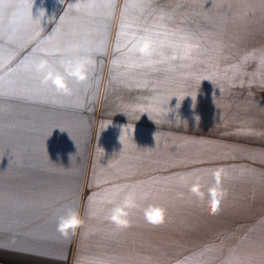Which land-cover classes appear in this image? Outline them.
Instances as JSON below:
<instances>
[{
    "label": "rangeland",
    "instance_id": "obj_1",
    "mask_svg": "<svg viewBox=\"0 0 264 264\" xmlns=\"http://www.w3.org/2000/svg\"><path fill=\"white\" fill-rule=\"evenodd\" d=\"M199 3L177 37L197 47L169 49L167 111L135 137L108 112L98 126L101 191L75 190L77 164L31 176L0 152V264H264V0ZM129 195L118 225L110 211ZM72 210L82 222L62 232Z\"/></svg>",
    "mask_w": 264,
    "mask_h": 264
},
{
    "label": "crops",
    "instance_id": "obj_2",
    "mask_svg": "<svg viewBox=\"0 0 264 264\" xmlns=\"http://www.w3.org/2000/svg\"><path fill=\"white\" fill-rule=\"evenodd\" d=\"M199 1L207 4L203 13L214 12L215 0H0V152L31 176L77 164L75 190L101 191L89 182L98 126L108 112L135 137L136 121L167 111L169 49L176 48L184 15L201 9ZM146 34L153 39L151 57L136 50ZM44 49L58 69L62 56H91L88 79L68 77L70 95L42 83L34 63ZM49 142L61 144L62 157ZM24 145L32 146V157L19 155Z\"/></svg>",
    "mask_w": 264,
    "mask_h": 264
},
{
    "label": "clouds",
    "instance_id": "obj_3",
    "mask_svg": "<svg viewBox=\"0 0 264 264\" xmlns=\"http://www.w3.org/2000/svg\"><path fill=\"white\" fill-rule=\"evenodd\" d=\"M72 47H76L73 45ZM176 47L178 51L174 50L172 52V59L178 57H187L190 55L191 51L197 47L189 39L185 38L182 43L177 42ZM136 50L145 57H151L153 54V39L150 35H144L136 41ZM45 55H41L37 58L34 63V69L36 72L41 74L42 83L51 82L57 89L58 92L65 95L71 94V88L68 84V77L74 78L77 81H85L89 76V65L94 63L91 56L88 55H71L62 56L59 59V64L61 68L58 69L51 64L48 55L52 53L48 49L42 50ZM54 51H59L55 49ZM134 204V199L129 195L121 204L116 205L110 211L109 219L118 225H124L127 220L124 218L127 214V209ZM215 210V205L213 206ZM154 219L162 220V213L157 212ZM81 219L77 211H70L68 215L62 216L60 218L58 228L62 232H67L69 229L75 230L77 226L81 224Z\"/></svg>",
    "mask_w": 264,
    "mask_h": 264
}]
</instances>
